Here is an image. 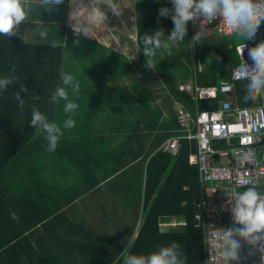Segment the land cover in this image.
Here are the masks:
<instances>
[{
  "label": "trees",
  "instance_id": "trees-1",
  "mask_svg": "<svg viewBox=\"0 0 264 264\" xmlns=\"http://www.w3.org/2000/svg\"><path fill=\"white\" fill-rule=\"evenodd\" d=\"M125 19L134 34L133 18L126 15ZM124 35L128 37L126 31ZM81 38L78 44L71 41L68 45L56 43L52 47L50 42H28L19 33L12 37L0 36V78L17 77L6 91L0 92V264H122L119 253L129 245L130 252L147 254L173 241L186 254V264H206L204 235L195 219L202 199L199 171L189 163L197 151V142L181 140L177 156L158 149L173 136L185 134L177 123L174 103L195 113L196 102L179 91L178 80L161 74L160 69L168 68L165 67L167 60L157 53L152 58L154 69L145 67L142 47L138 49L139 60L124 56L127 62L122 66L121 52L82 35ZM261 40H264V23L255 40L244 43L253 47ZM82 44L90 48L87 50ZM237 45L232 36L218 34L203 37L194 48L191 44L190 82L198 66L203 67L197 73L202 86L230 81L233 69L240 64ZM128 46L135 48L132 37ZM82 49L85 55L79 54ZM70 51L83 63L72 75L80 83V93L73 95L68 89L69 99L75 103L78 99L83 103L89 101L90 107L104 110L105 114L109 105L120 122L115 125L116 129L111 127L108 136L98 130L97 123L90 122L89 131L83 136H95L96 148L92 153L86 152V156L84 153L80 156L74 143L63 144L74 157L82 160L74 165L64 159L56 163L55 167L77 172L72 175L60 169L63 180L58 181V188L53 191L36 166L23 168V172L15 166L31 150L46 152V156L52 154L46 150L43 132L35 133L29 123L32 107L39 109L50 122L56 123L60 117L57 124L61 127L71 116L75 127L63 129L64 136H78L73 132L78 112L65 114V101H50L57 85L62 86L60 74L66 53ZM209 57H212L211 63H208ZM170 58L173 56L166 59ZM112 60L122 66L123 74L106 78L108 70L115 71ZM85 63L88 70L80 74L77 70ZM187 73H181L184 81ZM246 82L236 83L238 103L242 107L260 105L262 101L244 102ZM24 88L27 92H22ZM124 89L128 90L122 104L124 110L116 113L115 107L121 105L119 100L124 98ZM17 93H21L25 102L23 108L18 107ZM220 99L219 95L212 101H199V110H216ZM113 109L108 112L109 124L114 123ZM47 165L44 164L46 168ZM45 173L49 175L47 170ZM79 174H82L80 178ZM28 175L31 177L27 178ZM169 217L182 219L186 225L181 230L163 232L159 224Z\"/></svg>",
  "mask_w": 264,
  "mask_h": 264
},
{
  "label": "clouds",
  "instance_id": "clouds-1",
  "mask_svg": "<svg viewBox=\"0 0 264 264\" xmlns=\"http://www.w3.org/2000/svg\"><path fill=\"white\" fill-rule=\"evenodd\" d=\"M63 3L64 0H0V36H17L21 25L29 21L34 8L52 13ZM171 4V8L158 9L159 17H170L172 20L174 27L170 35L165 36L164 31L158 29L152 35L146 33L142 37L132 36L140 49L142 46L146 57L145 67L148 69L155 68L152 58L158 50H166L168 56H171L172 50L185 42L190 21L194 24L199 22L201 25L200 30L192 35L190 40L192 48L200 45L208 31L207 25L219 18L220 24L240 45L241 56L246 48L244 41L255 40L261 24L264 23V0H171ZM70 7L72 11L69 14V21L75 22L71 25L74 35L93 38L96 30L100 28L112 33L114 30L108 29L105 24L108 13L117 18L121 17L123 8L133 7V0H91L90 6L84 5L82 0H71ZM127 35L131 36L132 31L127 32ZM39 36L42 40H48V28L44 27ZM75 43L78 44L79 40L77 39ZM50 44L52 47L57 46L55 41H50ZM247 54L252 64L243 62L238 77L247 81L244 84V102L256 104L264 101V40L249 48ZM211 62L212 57H209L208 63ZM12 71H15L14 67ZM16 79L14 75L0 78V92L6 91ZM60 79L62 86L57 85L50 101L52 103L65 101V114H75L79 105L69 99L68 89L72 90L73 95H78L80 83L68 73H61ZM22 92H27V89H22ZM15 99L19 102L18 107L23 108L25 102L21 98V93H17ZM29 123L35 128V133L45 134L48 152L56 150L59 139L64 135L63 129L75 127V120L71 116L63 121L61 127L55 122H50L36 107H32ZM248 143H251L250 139ZM234 152L238 156L239 168L254 164L258 169L264 164V161L256 160V150L253 147H241ZM243 176L247 177L239 181L245 186L243 190L233 189L227 199L226 210L230 213L231 225L223 229L213 228L208 241L222 264H240L245 246L248 248V257L258 253L259 264H264V191L259 190L264 186L258 184V172L256 177H252L249 171H244ZM186 258L183 249L175 241L147 254H134L130 252L129 245L118 256L122 264H186Z\"/></svg>",
  "mask_w": 264,
  "mask_h": 264
},
{
  "label": "built area",
  "instance_id": "built-area-1",
  "mask_svg": "<svg viewBox=\"0 0 264 264\" xmlns=\"http://www.w3.org/2000/svg\"><path fill=\"white\" fill-rule=\"evenodd\" d=\"M190 23L194 36L201 25L199 22L194 24L190 21ZM207 30L204 37L214 34L230 36L220 24L219 18L208 24ZM245 45L242 56L240 45L236 47L240 64L233 69L230 81L222 82L217 86H202L198 82L197 73L201 72L203 67L198 66V72L194 75L193 81L179 86L181 92L190 95L196 102L195 114L181 108L177 113V123L185 134L173 136L158 148L172 156H177L181 140L197 142V151L192 154L189 163L197 167L199 171L202 199L195 219L197 227L202 229L204 235L206 264H222L208 241L213 228L223 229L231 225L230 213L226 210L227 199L233 189L243 190L245 187L239 183L241 178H247L243 176L244 171H249L252 177H256L258 172L260 186H263L264 181V164L258 169L254 164L239 168L238 156L234 152L235 149L250 146L256 150V160L264 161L259 152L260 149L264 150V127H261L264 125V101L260 105L242 107L235 96L236 83L245 81L238 77L243 62L252 64L247 54L252 45L248 42ZM219 95L221 99L216 110H199L197 104L199 101H212ZM242 141H244L243 144ZM179 222L182 226L186 225L184 221ZM179 224L171 223L170 225L176 227ZM247 252L248 248L245 246L240 264H259V254L248 257Z\"/></svg>",
  "mask_w": 264,
  "mask_h": 264
},
{
  "label": "rangeland",
  "instance_id": "rangeland-1",
  "mask_svg": "<svg viewBox=\"0 0 264 264\" xmlns=\"http://www.w3.org/2000/svg\"><path fill=\"white\" fill-rule=\"evenodd\" d=\"M82 3L86 6H90L91 0H82ZM161 7H168L171 8L172 4H171V0H133V7H127V8H123L122 11V15L121 17L117 18L115 16H113L110 12L108 13V19L105 21V24L107 26L108 29H113L114 31L111 33L109 32L107 29L104 28H100L97 29L93 38H87L91 41H95L101 45H104L105 47H107L108 49H113V50H117L119 52H121L123 55L129 56L131 59L134 56V53L137 51V56L138 60H139V55H138V49L141 50L139 48V46H137L135 40V48H129L128 43H129V38H131L132 36L135 35H140L141 37L144 34H149L152 35L156 30L158 29H162L165 33V36L170 35L171 31L173 30V23L170 17H159L158 16V9H160ZM127 16H131L133 18V22H134V34L132 31V35L129 37H126L125 31L126 32H130L131 30H129V28L127 27V22L128 20L125 19V17ZM122 25V27H121ZM188 32H187V36L185 37V42L182 43L179 48H174L172 50V55L168 56V53L166 50H158L157 54L163 58L166 62L167 60V65H165V67L168 68H163L160 69L161 74H164L167 78L173 79L175 78L178 81H183L184 80V75L180 74V73H185L186 71L189 72L187 75V81L190 82L191 79V72L193 70V58H192V53H191V39H192V33H191V26H190V22L188 23ZM30 37H32V35H29ZM78 39V37H77ZM82 39V38H81ZM27 40V39H26ZM29 42V40H27ZM32 43V42H31ZM84 45V44H82ZM85 49H89L90 47L87 45L83 46ZM142 47V46H141ZM85 49H82V52H80L79 54L81 55H85ZM67 51V49H66ZM89 57H92L90 55H88ZM173 59H166L167 57H172ZM113 54H112V56ZM122 60V66L123 64H125V62H127L126 57L121 56ZM172 62V63H171ZM83 63V60L79 59L77 56H75V54L73 52H68L66 53L65 56V66L63 69V73H68L73 75L75 73V70L78 69L79 65ZM114 64V70H108L107 71V76L106 78H111V77H115L116 75L113 74H123V71L120 69V67L122 68V66H119L115 60H112V65ZM159 65H164L163 63H159ZM86 63L85 65L81 66V68L77 71H81L79 72L80 74H83L82 71H86L88 70V68L86 67ZM91 66V64H90ZM119 66V67H118ZM76 71V72H77ZM168 72V73H167ZM167 73V74H166ZM76 79V78H75ZM77 80V79H76ZM111 85V84H110ZM116 85V84H115ZM122 85V84H121ZM126 85H129L128 83ZM123 91V95L124 98L122 99L120 97L119 103H121V105L118 107H115V112H122V110H124V106L122 105L124 103L125 98L128 96V90H122ZM115 96H117V92L114 93ZM126 96V97H125ZM118 97V96H117ZM80 103L79 108L76 110L78 112V122L76 125V128L73 130V132L76 134L78 133V136H62L60 139L61 142L64 143H75L77 139H80V143H90L93 147V141L90 140L87 136H83L84 132H88L89 130L87 129L88 125L90 122L92 123H97L98 124V130L99 131H105L106 132V136L107 133L112 132L111 131V127L113 129L115 128V125L117 127V124L120 122L116 121V115L114 113V109L107 105V111L105 114V111H101V110H95L93 107H90L89 101L87 103H83L82 101H80L78 99L77 104ZM106 104V103H104ZM103 104V105H104ZM102 105V106H103ZM109 107H111L109 109ZM114 107V106H113ZM177 107V106H176ZM178 108V107H177ZM176 108V112L179 111V108ZM113 109V114H111V118L114 120V123H110V114L108 113L109 111L112 112ZM89 115H91V117H89ZM61 118L59 117L56 120V123H59V120ZM113 122V121H112ZM88 123V124H87ZM61 126V125H60ZM65 132V130H63ZM70 130H67V132ZM42 136H45L44 133H42ZM39 140V139H38ZM37 141V140H36ZM47 141V140H46ZM52 153L51 156L49 154V156H46V152H35L34 150H31L27 156H25V159L22 160L21 162L17 163L15 167H20L21 169H18V171L23 172V168L28 169L29 167H33L36 166L38 171H40V175H45L46 178V182L49 184L50 187H53V191H56V187L58 185V181L60 179L63 180L62 178V174L63 172L60 171V169L67 171V169H63L62 166L58 167H54L51 165L50 162L47 161H51L54 160L57 162L56 159V153L55 152H50ZM65 160L68 163H71L72 165H74L78 159L76 157L73 156V154H70L68 152L65 153ZM45 163H48L47 168L44 166ZM58 164V163H57ZM48 171L49 174L53 175V177L51 178L47 173H45V171ZM85 173H87V171L84 170ZM88 175V173H87ZM25 175L22 174V177H24ZM82 176V174H79V178ZM31 175H28L27 178H30ZM18 178V177H17ZM21 178V177H19ZM71 179V178H70ZM263 186H264V181H263ZM91 203V199H88ZM171 221V220H170ZM181 220H173L172 222H175L176 224H179L181 222H179ZM163 222V224H165V220L161 221ZM166 226H168L167 224L165 226H161L160 228H165ZM182 228H184V226H182L181 224H179V226L170 228V227H166V231H171L173 229L175 230H181Z\"/></svg>",
  "mask_w": 264,
  "mask_h": 264
},
{
  "label": "crops",
  "instance_id": "crops-1",
  "mask_svg": "<svg viewBox=\"0 0 264 264\" xmlns=\"http://www.w3.org/2000/svg\"><path fill=\"white\" fill-rule=\"evenodd\" d=\"M70 3H71V0H64L63 5L58 6L57 9L54 10L52 13L45 12V11H43V9L38 10V9L34 8L33 11L31 12L30 16H29V21L24 22L21 25L18 33L23 35L25 39L29 40V42H32V43H48L50 41H55V43L64 46V45L70 44L71 41L75 42L77 40V37L74 35V33L72 34L73 30H72V26H71L75 22L69 21V14L72 11V8L70 7ZM44 27H47L48 31H49V39L48 40H42L39 36V32ZM29 35H32V37H30ZM78 40H81V36L78 37ZM133 41H134V39H133ZM134 45H135V42H134ZM122 56H126V55H122ZM134 56L135 57L133 59L138 60V57H136L137 51L134 53ZM126 57L130 59L129 56H126ZM178 82H179V84H182V83H186L188 81L183 80V81H178ZM176 106L179 109L184 108V106H181L179 103L175 102L173 105V109L175 111L177 108ZM88 138L95 143V141H96L95 136H92V138H91V136H89ZM94 143H93V147H92V145L90 143L89 144L88 143H80V139H77L76 142L74 143V145H75L74 147L76 149H79L80 156H82L83 153L86 156V152L92 153L93 150L96 148V146H95L96 143L95 144ZM54 152L56 153L57 162L60 161V159H64L63 161L66 162L65 153L66 152L70 153V148L63 145V142L60 141ZM259 152H260V156L262 157V160H264V150L260 149ZM50 156H51V154H50ZM79 159L82 160L80 157L78 158V160ZM57 162L54 160H51L50 163L52 166L54 165V167H55ZM67 172L71 173L72 175H75L77 171L68 170ZM61 174H63V173H61ZM49 176L51 178L53 177V175H51V174H49ZM48 186H49V184H48ZM57 188H58V185H57L56 189ZM52 189H53V187H50V190H52ZM176 219H178V218L169 217L165 220L166 221L165 224H163V222H160V227L165 226L167 224L168 226H166V227L173 228V227H171L170 224L175 223L172 221L176 220ZM181 221H183V220L181 219ZM166 227L160 228L161 231L167 232L165 230Z\"/></svg>",
  "mask_w": 264,
  "mask_h": 264
},
{
  "label": "water",
  "instance_id": "water-1",
  "mask_svg": "<svg viewBox=\"0 0 264 264\" xmlns=\"http://www.w3.org/2000/svg\"><path fill=\"white\" fill-rule=\"evenodd\" d=\"M262 191H264V189Z\"/></svg>",
  "mask_w": 264,
  "mask_h": 264
}]
</instances>
